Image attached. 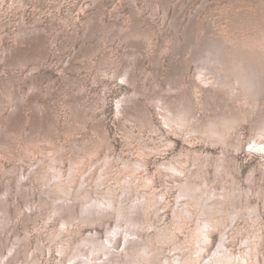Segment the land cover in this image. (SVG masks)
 <instances>
[{"label": "rangeland", "instance_id": "374dc122", "mask_svg": "<svg viewBox=\"0 0 264 264\" xmlns=\"http://www.w3.org/2000/svg\"><path fill=\"white\" fill-rule=\"evenodd\" d=\"M216 41L264 73V0H0V264H81L90 232L105 239L118 220V211L96 214L97 193L121 202L126 191L144 200L133 216L160 251L152 264L173 258L175 243L188 264H204L223 235L246 260L236 264H264V147L252 126L264 101L242 84L211 92L191 83L196 50ZM187 90L204 133L187 136L190 127L160 114L161 94ZM137 91L140 103L120 114L117 100ZM186 181L199 197L187 198L190 213L176 208ZM207 193L223 197L204 208ZM201 212L211 224L198 239Z\"/></svg>", "mask_w": 264, "mask_h": 264}, {"label": "bare ground", "instance_id": "6f19581e", "mask_svg": "<svg viewBox=\"0 0 264 264\" xmlns=\"http://www.w3.org/2000/svg\"><path fill=\"white\" fill-rule=\"evenodd\" d=\"M136 10H135V12H137ZM194 46L195 45H193V47ZM140 48L141 47H139V49ZM201 49H203V51ZM180 53H181V50H180ZM8 56H6V58ZM196 56H197L196 57V59H197L196 60L197 68L195 70V73H194V76H193V79H192V82H191V83H193V85L196 86L197 85L196 81L198 80L201 85H203L204 87L207 86V88H209L208 90L211 91V92H214L211 88H215L218 91L224 92V91H226L227 85H229V83H231V82L236 83V84H242L243 88H245L246 91H251L250 97H254L255 100H256V98L259 97V100H257L259 103L264 101V82H263V78H262L264 73L259 68L255 69V66L251 68L250 66H253L252 65V60H250V58L245 57L242 52H240L238 50H233L231 52V55H228V48L225 46L224 42L216 41L215 43H210L209 42L207 44H204L203 48L200 47L199 49H197L196 50ZM172 59H174V58H172ZM129 64H132V63L130 62ZM172 64L173 63L171 62V65ZM172 74H169L170 77H171ZM169 75H167V77ZM167 77H166V79H167ZM178 79L180 80V78H178ZM176 84H177V87H181V86L178 85L179 82H177ZM176 88L174 87V89H176ZM175 93H176V95H175L176 97H170V95H168V94L167 95L166 94L165 95H162V94L160 95V99L157 102V105H159V107H160L159 111H160V114H161L163 120H165V122L169 126H174V125L176 126L177 125V127H180L182 130H183L184 127L185 128L187 127V130L190 127V129L187 131V136H189V135H191L193 133L194 134L195 133H201L203 131V127H206L205 126L206 124H202V122L200 120L195 118V115H194V112H193L194 111L193 103H192V100H190L191 91L187 90V92L180 91V92H175ZM218 93L217 94L212 93V96L216 97V96H218ZM137 95H138V91L134 92V94L130 93L128 96L124 95L125 97L117 100V106L119 108L120 114H122V113H124L126 111L129 114L132 113V111H133L132 108H131L132 102L140 103V100L136 99ZM155 96H157V95H155ZM135 100H138V101H135ZM156 100H158V99H156ZM174 100H176V101H174ZM184 101H186L185 105H184ZM207 105H208V103H207ZM189 106H190V108H189ZM35 109L38 111L37 108H35ZM205 115L209 116V114H206V113H205ZM226 116L228 117L227 120L229 121V123L231 121H237L239 119V116L237 114H235V113H233V115H228V113H227V115H225L224 117H226ZM214 120H216V119H214ZM252 126H253V128L255 130L256 138H257V139H254V146H258L259 145L261 147H264V110H259V112L256 115V118L252 120ZM206 129H208V128H206ZM210 129L212 131H214V133L216 135H221L222 137H224V139H226V135L224 133L225 128H224V130L221 131L220 129H217L215 126H210ZM204 131H203V133H204ZM238 141H239V137L237 138V144H238ZM224 143L226 144V140H224ZM152 150H154V149H152ZM226 152H227V149H226ZM226 152L221 156L222 160H223V158L225 159V157L227 155ZM226 161L227 160H224V163ZM136 165L142 166V163L137 161ZM161 165L163 167H167L168 169L173 171V173L176 172V171H177L178 174L182 172V170H180L178 168H175V166H173V165L167 166L166 163H161ZM137 179H138V177H137ZM58 186H61V185H58ZM185 186H187L188 189H186ZM178 189L180 191V194L177 197L178 205H177L176 208H177V210H181V211L184 210L187 213H190L189 210L186 209L189 206V200L187 201V198H190V197L191 198H197L198 202H199V197L191 194V191L193 190V186H191V184L188 181H186L185 183H182V182L180 183L179 182ZM64 190H66V189H64ZM97 190H98V188H97ZM124 191H126V190H124ZM51 194L49 193V195H51ZM107 194L105 192L104 194H102L100 196L97 193V198L94 199L92 206L97 210L96 214H98L99 217L100 216H104L105 215V211H109L110 210L113 213H115V211L116 212L118 211L117 224L115 225L114 229H112L111 227H109L107 229V234H106V238L105 239L104 238L101 239L100 238L101 236L98 234L97 231L90 232V234L86 237V240H84V242L83 243L81 242V243L84 244L87 247L90 246L89 249L91 251H90V254L89 253H85V252L79 254L81 264H152V262H151L152 258L154 257V255L158 254L160 251H154L152 248H149V247H151L150 246L151 244L149 243V241L146 242L144 239L143 240L140 239V234H139L138 231H141L140 230L141 227H140V225H139V223L137 221V218H134V216H133V215H135L136 209H138V202L140 201V203H144V200L143 199L139 200V198H137L135 200H132V202H130L131 200L129 201V199L127 200V198H126V196L128 195L127 191L123 194V196L121 198V202H119V200L114 198L112 195L108 196ZM54 195H56V194H54ZM84 195H86V194H84ZM220 197H223V196L219 195V194H218V196H216V194H213V193H211L209 195V193H207V201L205 202L204 208L206 206H208V201H210L212 198H220ZM52 198H53V196H52ZM162 199H163V195L161 194L160 200H162ZM73 201H76V200H73ZM73 201H70V202L72 203ZM183 201H186V202H183ZM204 201H205V199H202V203ZM118 202L120 204L119 207H117L118 206ZM87 205H88V203H87ZM61 206L62 205H60V207ZM65 206H67V205H65ZM93 207H92V209H93ZM239 208L238 207L234 208V210H235L234 211L235 213L233 212L234 213V217L241 210V209L239 210ZM246 208H247V210L246 209L245 210L250 212V213L255 212V209H253L251 206L246 207ZM85 212L87 214V211H85ZM63 214H66V213H63ZM201 214H202V216L199 218V220L197 222V226H196V237L198 239L201 237V234H205L204 230L208 229L210 224H211V223L207 222L205 219H204L205 221L203 220V217H205L206 215H207V217H209V215L206 212L205 213L201 212ZM95 216H97V215H95ZM175 216H178V217H175L176 218L175 222H177V220L179 219L180 215L179 214H177V215L175 214ZM0 219H2V218H0ZM167 228H169V226H167ZM158 229H159V234L162 233V235H159V236H161L162 238H165V236H167L166 235L167 234V229L165 230V227L162 228V229H160V228H158ZM119 236H123V239H124V245H123V248L121 250L116 245ZM53 237H55V236H53ZM223 239H224V235L221 237L220 242L218 243V247H217V249H215V252L212 253L211 257L207 261H205L204 264H236L237 262L238 263L242 262V260L245 262L246 261L245 259H243V258L240 259L239 257H236L235 254H233L232 252L228 251V248L224 244ZM53 241H54V239H53ZM198 244H199V248L196 251L197 254L202 251V247L200 246V242H198ZM77 248L79 249V247H77ZM182 248L183 247L180 244L175 243L174 247L172 249H170V252H172V250H173L174 257L171 258V257H169V255H164L163 254L159 258L158 263L159 264H188L189 263V259H188L189 257L184 258V256L182 255ZM177 250H181V251L178 252ZM84 251H85V249H84Z\"/></svg>", "mask_w": 264, "mask_h": 264}]
</instances>
